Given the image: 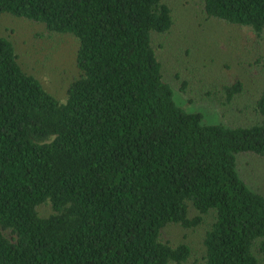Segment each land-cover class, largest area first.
Segmentation results:
<instances>
[{"label":"trees","instance_id":"1","mask_svg":"<svg viewBox=\"0 0 264 264\" xmlns=\"http://www.w3.org/2000/svg\"><path fill=\"white\" fill-rule=\"evenodd\" d=\"M194 1L206 18L264 35V0ZM0 14L78 42L59 98L0 35V264H189L190 246L161 232L210 212L190 264L259 263L264 193L238 156L264 155V87L250 124L207 123L180 106L154 39L184 28L167 0H0ZM243 84L206 94L227 106Z\"/></svg>","mask_w":264,"mask_h":264},{"label":"rangeland","instance_id":"2","mask_svg":"<svg viewBox=\"0 0 264 264\" xmlns=\"http://www.w3.org/2000/svg\"><path fill=\"white\" fill-rule=\"evenodd\" d=\"M167 1L175 19H183L184 28L180 31L174 26L154 39L166 63L165 77L176 86L175 101L188 111L201 112L207 123L254 122L258 117L247 105L264 87V35L257 38L249 29L206 18L194 0ZM0 35L14 44L21 67L36 75L49 92L62 97L75 71L77 39L69 33H51L41 23L8 14H0ZM238 77L245 83L240 97H234L227 106L211 103L206 94L208 88L213 89L210 83H231ZM183 80L189 83L185 93L179 90ZM238 157L245 180L264 193V155L247 152ZM40 212L49 213V206H42ZM195 214L190 206L189 215ZM212 217V212L204 215L202 222L191 228L170 224L162 230V239L187 243L192 250L190 264L203 252V236ZM258 264H264V255Z\"/></svg>","mask_w":264,"mask_h":264}]
</instances>
